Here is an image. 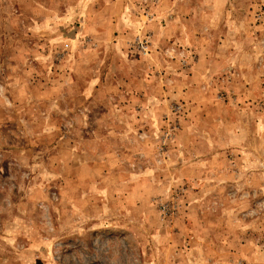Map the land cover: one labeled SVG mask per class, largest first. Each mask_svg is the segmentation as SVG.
<instances>
[{
	"label": "rangeland",
	"instance_id": "1",
	"mask_svg": "<svg viewBox=\"0 0 264 264\" xmlns=\"http://www.w3.org/2000/svg\"><path fill=\"white\" fill-rule=\"evenodd\" d=\"M0 264H264V0H0Z\"/></svg>",
	"mask_w": 264,
	"mask_h": 264
}]
</instances>
